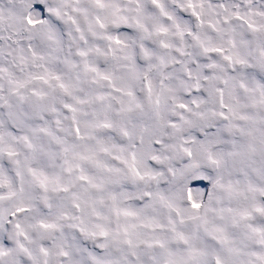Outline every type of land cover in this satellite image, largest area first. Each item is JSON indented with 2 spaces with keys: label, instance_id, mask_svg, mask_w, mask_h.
<instances>
[{
  "label": "snow or ice",
  "instance_id": "1",
  "mask_svg": "<svg viewBox=\"0 0 264 264\" xmlns=\"http://www.w3.org/2000/svg\"><path fill=\"white\" fill-rule=\"evenodd\" d=\"M0 264H264V0H0Z\"/></svg>",
  "mask_w": 264,
  "mask_h": 264
}]
</instances>
